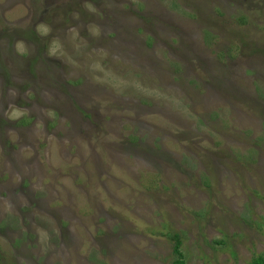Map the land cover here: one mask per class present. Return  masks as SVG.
<instances>
[{
	"label": "rangeland",
	"instance_id": "374dc122",
	"mask_svg": "<svg viewBox=\"0 0 264 264\" xmlns=\"http://www.w3.org/2000/svg\"><path fill=\"white\" fill-rule=\"evenodd\" d=\"M260 255L264 0H0V264Z\"/></svg>",
	"mask_w": 264,
	"mask_h": 264
},
{
	"label": "trees",
	"instance_id": "16d2710c",
	"mask_svg": "<svg viewBox=\"0 0 264 264\" xmlns=\"http://www.w3.org/2000/svg\"><path fill=\"white\" fill-rule=\"evenodd\" d=\"M174 239V247H173V252L178 256H182V253L179 249L180 241H179V236L174 235L172 237ZM249 264H264V255L257 256L253 258V260Z\"/></svg>",
	"mask_w": 264,
	"mask_h": 264
}]
</instances>
